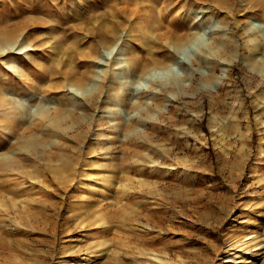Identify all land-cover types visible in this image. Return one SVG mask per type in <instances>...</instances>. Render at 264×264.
<instances>
[{
  "label": "rangeland",
  "instance_id": "rangeland-1",
  "mask_svg": "<svg viewBox=\"0 0 264 264\" xmlns=\"http://www.w3.org/2000/svg\"><path fill=\"white\" fill-rule=\"evenodd\" d=\"M0 30V264H264V0H0Z\"/></svg>",
  "mask_w": 264,
  "mask_h": 264
},
{
  "label": "bare ground",
  "instance_id": "bare-ground-1",
  "mask_svg": "<svg viewBox=\"0 0 264 264\" xmlns=\"http://www.w3.org/2000/svg\"><path fill=\"white\" fill-rule=\"evenodd\" d=\"M4 26V25H3ZM6 27V26H5ZM8 27V26H7ZM20 27V26H19ZM1 28H3L2 26H1ZM8 28H12V27H8ZM13 28H14V26H13ZM18 27L16 26V29H17ZM5 29V28H4ZM2 31H4V32H2ZM13 31V29L11 30V32ZM7 32V31H6ZM3 33V34H2ZM5 34V30H0V35H1V37L0 38H2V39H6V38H8L9 36H8V34H5V36H3ZM13 34V33H12ZM15 35V34H14ZM18 45L19 44H17V45H15V47H14V51H16V52H25V50L27 51L28 50V48L30 47H27V48H25L24 49V47L23 48H21V46L18 48ZM6 47V46H5ZM13 47V46H12ZM3 49H6V48H3ZM26 55H25V57H30L31 55H29V53L28 52H26L25 53ZM20 70V69H19ZM164 70V69H163ZM250 237H252V235H248V237L247 238H250ZM259 247V245L258 246H256L255 248H258ZM235 252L236 251H233V252H230V253H232V254H235ZM246 252H250V251H246ZM228 260H232L230 257H226L225 258V261H228Z\"/></svg>",
  "mask_w": 264,
  "mask_h": 264
}]
</instances>
